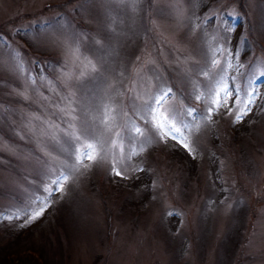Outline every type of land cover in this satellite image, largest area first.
I'll return each instance as SVG.
<instances>
[{"label":"rangeland","instance_id":"374dc122","mask_svg":"<svg viewBox=\"0 0 264 264\" xmlns=\"http://www.w3.org/2000/svg\"><path fill=\"white\" fill-rule=\"evenodd\" d=\"M173 2L0 0V35L8 41H0V207L39 183L37 170L52 163L45 153L72 163L70 144L61 154L30 131L42 126L34 116L64 127L53 114L63 102L47 82L64 95L58 78L67 70V55L53 37L63 38L65 30L83 35L81 53L97 66L78 85H67L81 105L75 113L80 119L97 115L96 101L117 92L123 111L132 115L127 97L133 89L146 99L149 90L171 87L169 103L204 108L193 92L197 85L203 90L199 73L211 59L210 43L238 52L245 71L254 60L264 61V0H180L179 20ZM12 49L20 53L23 74L13 68ZM40 71L44 79L31 84L29 72ZM255 83L260 95L252 111L234 123L235 112L222 108L201 122L190 137L192 152L146 129L143 150L139 142L126 143L121 158L109 148L111 134L101 129L102 158L74 171L39 218L0 219L2 232L11 236L38 223L59 227L65 264H264V77ZM118 123L122 128L125 121ZM133 146L138 154L128 159ZM114 160L122 177L112 174ZM142 170L151 179L149 192L144 184L134 190L126 185ZM6 241L0 237V249Z\"/></svg>","mask_w":264,"mask_h":264},{"label":"snow or ice","instance_id":"6c2138e0","mask_svg":"<svg viewBox=\"0 0 264 264\" xmlns=\"http://www.w3.org/2000/svg\"><path fill=\"white\" fill-rule=\"evenodd\" d=\"M127 2L135 5L136 0H127ZM171 8L178 20L183 18L180 0H174ZM223 15L227 17L232 13L225 12ZM51 25L52 22H45L46 27H51ZM198 27L199 25H195L194 29ZM61 35L63 38L53 37V43L62 47L67 55V59L63 61L67 70H61L58 78L64 95L60 96L59 90L51 80L47 82V86L63 102V107H59L58 112L54 111L53 114L64 124V127H60L54 121L34 116L31 119L40 121L42 126L32 128L30 131L34 137L46 139L48 146L61 154L67 151L64 144H70L72 150L69 153V158L72 163H66L51 153H45L52 163L37 170L39 183L33 181L28 188L22 189V197L11 202L7 207H0V219L23 218L24 223H28L42 216L51 205L52 197L57 192L64 191L65 184L70 180L74 171L88 168L92 163L102 158V153L105 151L102 132L111 134L107 141L109 148L114 154L118 153L121 158L126 143L128 146H132L139 142V150H143V145L148 141L146 129H151L152 133L160 140L165 142L169 138L176 140L185 149L192 152L190 137L194 130L199 129L201 122L211 120L212 116L222 108L227 109L229 114L234 111V123L239 122L252 111V106L260 95L259 85L255 82L260 77H264V61L254 60L249 66V70L245 71L244 65L238 62V52L233 53L232 49L225 48L222 43H215V46L210 43L211 59L199 73L205 78L203 90L197 85L193 92L194 100L201 101L204 108H198L195 104L169 103L170 97L175 98L171 87H157L154 92L149 90L146 93V99H143L141 94L133 89L127 97V107L132 109V115L123 111L125 107L123 97L121 93L117 92L116 96H120V100H117L116 96L105 95L96 101L97 115L92 116L91 113H88L87 119H80L75 113L81 105L67 85L73 82L78 85V82L86 75L97 72V66L92 59L81 53L83 39L81 33L65 30ZM0 41H3L5 45L8 44L3 35H0ZM209 41L215 42L216 38L209 37ZM96 43L100 44L101 42L96 41ZM218 54L223 57V66ZM10 55L14 70L21 74L26 72L27 69L20 53L12 49ZM42 67V65H37V68ZM229 69L231 72L228 71ZM37 79H44L43 71H40L38 76L29 72L28 81L31 84H36ZM18 95L24 96V93H18ZM230 100L231 107H229ZM121 119L125 121L122 128L118 123ZM137 120L140 123H137ZM78 124L79 127H77ZM130 153L128 159H131L132 154H138L136 147H131ZM112 174L118 177L124 175L116 167L115 160L113 161Z\"/></svg>","mask_w":264,"mask_h":264},{"label":"trees","instance_id":"16d2710c","mask_svg":"<svg viewBox=\"0 0 264 264\" xmlns=\"http://www.w3.org/2000/svg\"><path fill=\"white\" fill-rule=\"evenodd\" d=\"M226 19L231 20V17L227 16ZM57 61L59 60L54 58L51 64L54 66ZM140 174L142 177L127 181L126 185L129 189L134 190L139 187L142 189L143 184L147 185V189L149 188V180H151L149 174L146 170H142ZM149 190L146 191L149 192ZM44 226L38 223L35 227L27 228L26 231L11 236L2 232L3 228L0 227V237L7 240V245L0 249V264H17L18 262L21 264H65L59 227L45 228ZM36 233L39 236L37 242L33 239ZM12 242L18 243L17 248L11 247Z\"/></svg>","mask_w":264,"mask_h":264}]
</instances>
